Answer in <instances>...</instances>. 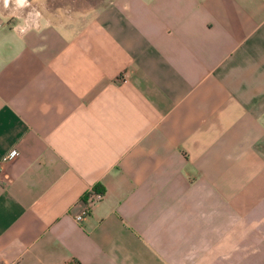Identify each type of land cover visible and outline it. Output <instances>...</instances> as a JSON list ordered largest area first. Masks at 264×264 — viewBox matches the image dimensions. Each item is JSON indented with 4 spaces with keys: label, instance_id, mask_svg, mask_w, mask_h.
Masks as SVG:
<instances>
[{
    "label": "crops",
    "instance_id": "crops-1",
    "mask_svg": "<svg viewBox=\"0 0 264 264\" xmlns=\"http://www.w3.org/2000/svg\"><path fill=\"white\" fill-rule=\"evenodd\" d=\"M34 5L0 0V264H264V0Z\"/></svg>",
    "mask_w": 264,
    "mask_h": 264
},
{
    "label": "rangeland",
    "instance_id": "rangeland-1",
    "mask_svg": "<svg viewBox=\"0 0 264 264\" xmlns=\"http://www.w3.org/2000/svg\"><path fill=\"white\" fill-rule=\"evenodd\" d=\"M35 16H45L62 14L64 10L76 8L79 10H90L95 4L100 3L102 0H34ZM38 3V5L36 4ZM80 4V5H79ZM75 6V7H74Z\"/></svg>",
    "mask_w": 264,
    "mask_h": 264
},
{
    "label": "built area",
    "instance_id": "built-area-1",
    "mask_svg": "<svg viewBox=\"0 0 264 264\" xmlns=\"http://www.w3.org/2000/svg\"><path fill=\"white\" fill-rule=\"evenodd\" d=\"M27 4H28V1H27ZM17 156H18V152L15 151V150H13L8 155H6L2 159V161L3 162L4 161H9V160L15 159ZM0 173H1V162H0ZM103 197H104V194L103 193L95 192V190H93L91 192V194H89L88 197L85 198V204L86 205L83 207V213L77 216V220L78 221H81L83 219L84 215L88 213V211L90 209L89 207L91 205H93L94 203L102 200Z\"/></svg>",
    "mask_w": 264,
    "mask_h": 264
},
{
    "label": "trees",
    "instance_id": "trees-1",
    "mask_svg": "<svg viewBox=\"0 0 264 264\" xmlns=\"http://www.w3.org/2000/svg\"><path fill=\"white\" fill-rule=\"evenodd\" d=\"M95 192H100V193L105 194L106 189H105V187H104L103 185L99 184V185H97V186L95 187Z\"/></svg>",
    "mask_w": 264,
    "mask_h": 264
}]
</instances>
